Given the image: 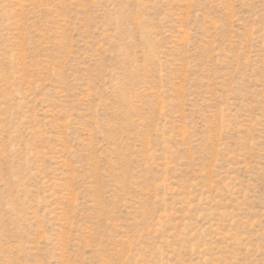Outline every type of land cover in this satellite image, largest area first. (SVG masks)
I'll return each mask as SVG.
<instances>
[{
    "label": "rangeland",
    "instance_id": "374dc122",
    "mask_svg": "<svg viewBox=\"0 0 264 264\" xmlns=\"http://www.w3.org/2000/svg\"><path fill=\"white\" fill-rule=\"evenodd\" d=\"M0 264H264V0H0Z\"/></svg>",
    "mask_w": 264,
    "mask_h": 264
}]
</instances>
